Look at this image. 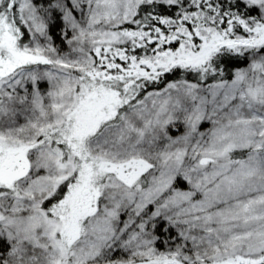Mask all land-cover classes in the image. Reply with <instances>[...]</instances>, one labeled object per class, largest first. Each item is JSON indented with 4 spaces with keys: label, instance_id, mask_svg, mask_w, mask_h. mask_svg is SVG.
Segmentation results:
<instances>
[{
    "label": "snow or ice",
    "instance_id": "1",
    "mask_svg": "<svg viewBox=\"0 0 264 264\" xmlns=\"http://www.w3.org/2000/svg\"><path fill=\"white\" fill-rule=\"evenodd\" d=\"M0 264H264V0H0Z\"/></svg>",
    "mask_w": 264,
    "mask_h": 264
},
{
    "label": "trees",
    "instance_id": "2",
    "mask_svg": "<svg viewBox=\"0 0 264 264\" xmlns=\"http://www.w3.org/2000/svg\"><path fill=\"white\" fill-rule=\"evenodd\" d=\"M58 29L53 33V35H54V37H56V43L58 44V45H61V41H60V39L58 38ZM25 39H27V36L25 37ZM61 47H65L64 45H61ZM243 66H245L244 64H238L237 65V67H243ZM173 132H175V130H173ZM172 132V133H173Z\"/></svg>",
    "mask_w": 264,
    "mask_h": 264
},
{
    "label": "rangeland",
    "instance_id": "3",
    "mask_svg": "<svg viewBox=\"0 0 264 264\" xmlns=\"http://www.w3.org/2000/svg\"><path fill=\"white\" fill-rule=\"evenodd\" d=\"M47 87H48V85H47L46 83H43V84L41 85V88H42V89H46ZM208 127H210V125L205 124V125L202 127V130L207 129ZM172 134H173V135H176V134H178V133H177L176 130H175V132H173Z\"/></svg>",
    "mask_w": 264,
    "mask_h": 264
}]
</instances>
